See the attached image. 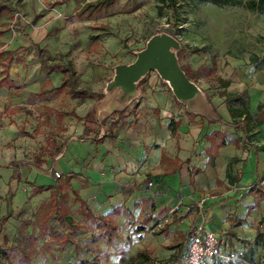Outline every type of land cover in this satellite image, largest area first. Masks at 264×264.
Segmentation results:
<instances>
[{"label":"rangeland","instance_id":"1","mask_svg":"<svg viewBox=\"0 0 264 264\" xmlns=\"http://www.w3.org/2000/svg\"><path fill=\"white\" fill-rule=\"evenodd\" d=\"M59 1L0 0L9 8L0 18V80L6 74L11 81V87L0 83V174L14 170L20 185L16 201L12 199L15 194L11 199L0 197V216L4 201L9 210V218L2 222L0 248L14 247L24 236L34 238L23 249V263L20 255L8 260L0 254V264H77L104 252L110 254L108 264H121V256L128 259L137 253L147 254L153 264H175L186 249L188 232L197 224L194 213H204L203 208L183 209L171 217L156 215L148 204L139 202L132 208L121 206L119 215L111 220L117 227L116 236L107 246L106 229L85 214L89 210L101 216L100 212L81 204L63 184L62 175L51 181V189L39 194H34L37 184L28 175L43 171L52 178V165L69 138L80 139L77 127L89 119L90 113L86 118L85 114L95 109L96 115L100 108L98 99L107 93L114 67L134 62L146 41L160 33L177 41L178 64L201 93L199 111L187 110L157 73L150 71L138 82L130 106L103 120L105 133L111 137L135 130L139 118L146 122L157 118L161 109L172 116H185L187 125L202 128L207 123L208 127L227 109L223 92H245L248 113L228 117L224 138L241 142L247 152L261 148L264 123L256 116L264 114V13L250 12L243 5L178 2V21L174 23L170 10L158 0H117L112 7L91 15L81 10L96 0ZM38 49L52 58L47 66L73 65L77 90H84L86 98L72 99L64 89L57 90L65 76L41 68ZM9 58L12 61L3 71ZM219 80L228 86L224 88ZM231 107L241 106L235 102ZM244 128L247 132L242 135ZM234 160L226 163L230 185L242 171ZM256 175L242 189L239 212L226 207L230 227L220 235L233 258L214 264H264V237H257L264 233V171ZM228 184L226 191L231 188ZM136 228L142 231L136 233Z\"/></svg>","mask_w":264,"mask_h":264},{"label":"crops","instance_id":"2","mask_svg":"<svg viewBox=\"0 0 264 264\" xmlns=\"http://www.w3.org/2000/svg\"><path fill=\"white\" fill-rule=\"evenodd\" d=\"M98 101L100 108L96 115L95 109L88 112L85 118L90 113L89 119H84L77 127L80 139L70 137L52 165L63 179L70 180V189L78 193L79 199L101 216L121 206L132 208L137 202L148 204L150 212L156 215L166 213L171 217L183 209L200 207L204 213L200 211L193 216L197 224L204 222L216 233L226 232L230 227L226 225V207L233 213L239 212L242 189L264 171L261 148L247 152L241 148V142L225 141L224 126L230 118L227 109L221 110L218 121L208 127L206 123L202 128L187 125L186 117L181 114L172 116L161 109L157 118L147 122L139 118L135 130L128 129L109 137L103 120L115 112H123L132 101L121 108L107 93ZM222 141L226 145L218 147ZM233 158V164L242 171L230 185L226 163ZM28 176L35 180L36 188L51 187L49 184L55 181L43 171L30 172ZM17 177L12 169L0 174V197L11 199L15 194L12 199L17 200L20 188ZM226 183L231 187L228 191ZM3 206L0 234L2 222L9 218L5 201ZM4 216L7 218L2 219Z\"/></svg>","mask_w":264,"mask_h":264},{"label":"trees","instance_id":"3","mask_svg":"<svg viewBox=\"0 0 264 264\" xmlns=\"http://www.w3.org/2000/svg\"><path fill=\"white\" fill-rule=\"evenodd\" d=\"M68 0H60L58 4H63ZM117 0H96L92 3H87L84 5L83 9L81 11L87 12V15H91L93 13H99L103 10H106L110 7H112ZM160 3L165 5L170 12L171 17L173 18L174 23L178 21V8L179 4L178 2L183 3H197V4H211L216 7H223V6H237V5H243L245 9H247L250 12H257V13H264V0H246L242 2V0H158ZM158 9V15H161V8L160 6ZM9 12V8L3 4H0V18ZM81 14V12H79ZM46 51L44 49H38V56H39V66L41 68L49 67L50 71H59L61 72L65 78L62 80L60 86L57 88V90L64 89L65 92L73 99L86 98V92L77 90V77L76 72L72 64H66V65H57L53 64L52 66H47V63H51L52 58L49 56L45 57ZM12 58H9L7 62L4 64L3 71L7 68L8 64L11 63ZM49 65V64H48ZM185 73L186 77L190 79L188 74L185 72L184 69H182ZM219 82L222 84L224 88L228 86L227 82H224L223 80H219ZM1 85H6L11 87V81L7 79V75L5 74L3 78L0 80ZM21 87V86H20ZM221 96L225 99V104L227 107L228 114L230 118L236 119L241 118L242 116L246 115L248 113L247 110V95L245 92H241L240 94H232V93H226L223 92ZM239 102L240 108L231 107V103ZM121 113V112H119ZM257 120L259 123H264V114L259 113L257 116ZM173 125V124H171ZM237 127H240L241 124L235 123ZM175 129L173 126L171 127V132L174 133ZM243 133L247 132V129H242ZM226 145L224 141L220 142L217 146L221 147ZM261 150L264 151V145L261 147ZM63 184L65 186L70 187V180L68 178H64ZM51 189V187H38L34 190V194H39L43 190ZM72 193L78 198L79 202L84 205V202L79 199L78 193L74 190H72ZM153 209V207H151ZM119 208H114L111 212H109L105 216H94L89 210H86L85 214L88 218L94 221H98L97 225L99 228H105L106 229V245L108 246L110 243V240L112 237L116 236L117 227L113 222L111 221L115 216L119 215ZM7 216H4L2 219H6ZM69 222L70 219H67ZM150 218L146 220V223H149ZM233 227V226H231ZM1 231V226H0ZM142 230L140 228H136L135 232L140 233ZM257 237H264V233L259 234ZM34 241V238L32 236H24L21 241L18 243V245L14 247H10L9 249L2 250L0 248V254L5 257V259L10 260L13 256L20 255L19 261L21 263L24 262L23 260V249L26 248L30 243ZM109 253L104 252L101 256L95 255L90 259H84L79 261L77 264H108L109 259ZM263 261H264V255H263ZM121 264H153L150 257L145 253H137L134 257H130L128 259L124 258L123 256L120 257Z\"/></svg>","mask_w":264,"mask_h":264},{"label":"water","instance_id":"4","mask_svg":"<svg viewBox=\"0 0 264 264\" xmlns=\"http://www.w3.org/2000/svg\"><path fill=\"white\" fill-rule=\"evenodd\" d=\"M177 49L178 43L172 36L165 33L151 36L136 54L134 62L114 67V75L106 86L107 94L123 108L135 99L138 82L150 71H155L180 104L193 113L199 111L200 90L179 66Z\"/></svg>","mask_w":264,"mask_h":264},{"label":"built area","instance_id":"5","mask_svg":"<svg viewBox=\"0 0 264 264\" xmlns=\"http://www.w3.org/2000/svg\"><path fill=\"white\" fill-rule=\"evenodd\" d=\"M51 176L54 180L61 177L56 171L51 172ZM150 185L151 182L148 183ZM223 245L224 239L219 233L199 222L188 232L186 249L175 264H214L232 260L233 254L226 251Z\"/></svg>","mask_w":264,"mask_h":264}]
</instances>
